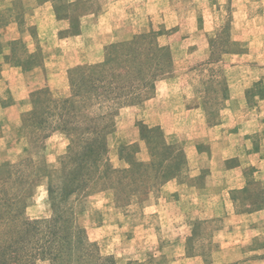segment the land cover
Here are the masks:
<instances>
[{
    "label": "rangeland",
    "instance_id": "rangeland-1",
    "mask_svg": "<svg viewBox=\"0 0 264 264\" xmlns=\"http://www.w3.org/2000/svg\"><path fill=\"white\" fill-rule=\"evenodd\" d=\"M115 1L54 0L57 13L74 20L70 32L78 16L98 10L119 19L117 36L56 46L43 36L37 41L54 55L48 64L55 71L57 54L66 52L68 76L83 88L75 91L76 110L99 119V128L107 126L106 154L84 189L65 204L54 195L59 204L51 206L47 190L71 160L61 131L71 121L59 103L70 97L69 86L39 89L14 107L11 98L0 106V245L29 221L39 222L32 248L49 239L48 226L55 228L62 245L58 264H197L187 259L191 255L231 264L241 254L229 251L221 234L235 236L227 227L225 193L244 182L230 192L236 211L248 213L255 211L253 195L264 188V0ZM95 19L87 20L90 26ZM107 51L112 61L97 74L102 78L96 76L104 90L95 93L80 74L103 65ZM69 133L75 140L78 130ZM164 158L173 162L166 169L171 176L132 193L122 173L130 162L146 166ZM156 170L149 167L144 179L152 183ZM67 231L69 243L61 241ZM261 244L264 237L246 255ZM33 263L51 264L48 257Z\"/></svg>",
    "mask_w": 264,
    "mask_h": 264
},
{
    "label": "crops",
    "instance_id": "crops-1",
    "mask_svg": "<svg viewBox=\"0 0 264 264\" xmlns=\"http://www.w3.org/2000/svg\"><path fill=\"white\" fill-rule=\"evenodd\" d=\"M121 3L123 1H115L116 6ZM113 16L109 11L85 12L75 21L78 24L77 30L70 32L74 20L72 21L70 16H60L54 0H0V89L9 90L5 91V98H0V106L11 98L14 107L17 101L28 98L30 93L39 89L68 88V66H65L64 62L66 52L61 51L57 54L59 68L53 70L54 64L52 62L48 64V60L54 55L44 53L39 48L37 43L39 37L43 36L51 43L56 41V46L59 43L85 41L86 36H117L119 19ZM93 18H96V22L90 26L91 22L87 20ZM59 25L65 27L54 29V26ZM106 43L103 42L102 45ZM36 56L39 59H36ZM3 81H8V84L3 86L5 83ZM15 90L20 92L19 97L15 96ZM243 185L244 182L231 186L225 193L226 205L230 208L227 214V227L231 233L235 231V236L227 237L226 231L221 234L227 241L226 247H230L229 251L240 250L241 257L231 264H264V245L257 246L256 251H250L246 255L245 250L253 248V243L258 237H264V207L248 213L236 211V204L230 191L241 189ZM255 253L260 258L251 259L250 255ZM187 259L197 264H209L202 255H191Z\"/></svg>",
    "mask_w": 264,
    "mask_h": 264
},
{
    "label": "trees",
    "instance_id": "trees-1",
    "mask_svg": "<svg viewBox=\"0 0 264 264\" xmlns=\"http://www.w3.org/2000/svg\"><path fill=\"white\" fill-rule=\"evenodd\" d=\"M111 53V51H110ZM108 53L105 54V58L103 61V65H99L97 68L88 67L84 68L83 72L80 74L81 79L87 82L89 81V85H84L85 88L90 91L97 92L103 88V83H101V76L97 75L99 72L103 70V68L112 61V56ZM100 70V71H99ZM109 71V68L107 69ZM141 71V70H140ZM105 72V70H104ZM138 76L142 78L145 77V80L148 78L146 72L137 73ZM74 74L69 75V89L71 95L69 98L60 101L59 103L62 105V111L64 110V116H67V119L70 120V126L67 124L66 128L61 129V131H66L67 136L69 138V148L67 152V159L70 160V166L68 164H63L62 178L57 185L49 186L48 188V196L53 200L51 206L54 208L59 203L62 204L68 201V199L84 189L87 185L89 179H91V171H99V163L102 162L103 157L106 154V146H105V135L107 126H103L99 128V125L95 124V121L99 119H95L92 117H88V115H79L78 104L75 97H77L76 90L83 89L82 84H76L73 80ZM96 76L101 77L97 79ZM82 80V81H83ZM99 80V81H98ZM88 82V83H89ZM41 93V92H40ZM46 94L43 91L42 95ZM38 95V94H37ZM58 104V103H57ZM85 104V103H84ZM80 105V104H79ZM80 107V106H79ZM84 108V107H83ZM78 112V113H77ZM62 114V117H64ZM73 122V124H71ZM83 122V127L78 128L76 125H80ZM78 130L77 136L75 140L71 138L70 132H74ZM79 142L80 144H76ZM73 145V146H72ZM72 146V147H71ZM77 147L79 149L77 150ZM165 159V158H164ZM173 162H171V158H166L165 160H157L156 162H150L146 166H142L137 162H130L129 169L132 170V177L129 181V172L130 170H123L122 173H126L123 176L125 184L129 186V189L132 193H144L147 190L153 188L157 184L161 185L165 182L170 174H167L166 169L170 168ZM154 165V166H152ZM149 167H155L157 170L154 174V178L152 183L150 180H147L146 177L144 179V175L146 176V172ZM95 174V173H94ZM138 176L139 178H136ZM151 183V184H149ZM122 184V183H121ZM54 195L60 196V202L57 204L54 202ZM51 200V201H52ZM234 200V198H233ZM252 201H250V206H253L252 210H258L264 207V188H260L259 191L253 195ZM235 201V200H234ZM59 220V217L53 218L50 221L46 222L48 224L54 223ZM23 229L19 232L16 231L15 237L7 244L0 245V264H34L33 260L40 258H47L50 260L51 264H58L57 257L60 253L61 243L59 238L57 242V231L53 227H47V234L49 235V239H47L43 244L37 246L29 247V239H33L36 234H38L39 229L36 227L39 225V222H29L24 221ZM54 226V224H53ZM64 231V230H63ZM63 235V234H61ZM70 236L67 235L63 237L61 241L69 243ZM66 239V240H65ZM81 240L78 239V244L81 245ZM38 243V242H37ZM58 243V245H56ZM23 259V261H22ZM103 261H106L105 259ZM69 264V263H67ZM107 264H115L113 260H110Z\"/></svg>",
    "mask_w": 264,
    "mask_h": 264
}]
</instances>
